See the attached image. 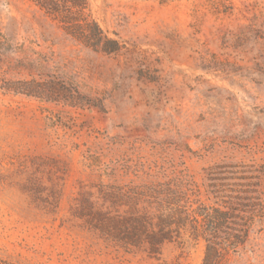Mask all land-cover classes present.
I'll list each match as a JSON object with an SVG mask.
<instances>
[{
    "label": "rangeland",
    "instance_id": "rangeland-1",
    "mask_svg": "<svg viewBox=\"0 0 264 264\" xmlns=\"http://www.w3.org/2000/svg\"><path fill=\"white\" fill-rule=\"evenodd\" d=\"M86 1L118 53L75 42L31 0H0V77L58 90L0 92V261L202 264L201 238L182 234L155 260L85 220L104 187L169 182L207 206L256 183L263 214L223 264H264V0Z\"/></svg>",
    "mask_w": 264,
    "mask_h": 264
},
{
    "label": "trees",
    "instance_id": "trees-1",
    "mask_svg": "<svg viewBox=\"0 0 264 264\" xmlns=\"http://www.w3.org/2000/svg\"><path fill=\"white\" fill-rule=\"evenodd\" d=\"M31 1L80 45L103 54H116L123 48L93 19L86 0ZM9 42L0 32V55L9 50ZM0 92L45 101L58 96L56 87L45 82L11 81L3 77H0ZM214 168L236 175L234 166L219 164ZM235 179L251 181L256 177L235 176L229 180ZM231 186L234 188L221 196V204L212 206L189 201L186 190L176 183L126 188L107 186L100 190L98 203L86 209L85 220L99 240L126 254L142 253L157 260L162 244L188 234L193 241L201 238L204 242L202 264H223L230 253H235L246 242L254 220L263 214L260 199L249 189L257 186L256 183ZM0 264L15 263L0 261Z\"/></svg>",
    "mask_w": 264,
    "mask_h": 264
}]
</instances>
